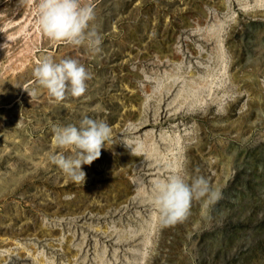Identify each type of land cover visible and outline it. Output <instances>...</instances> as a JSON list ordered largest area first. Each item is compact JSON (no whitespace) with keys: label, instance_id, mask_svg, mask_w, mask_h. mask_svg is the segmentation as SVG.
Segmentation results:
<instances>
[{"label":"rangeland","instance_id":"obj_1","mask_svg":"<svg viewBox=\"0 0 264 264\" xmlns=\"http://www.w3.org/2000/svg\"><path fill=\"white\" fill-rule=\"evenodd\" d=\"M36 3L0 0V264H264L261 0H82L95 55L44 36ZM45 56L79 60L86 93L30 97ZM84 115L114 143L78 184L49 156L52 126ZM171 174L203 176L220 198L164 225L151 189Z\"/></svg>","mask_w":264,"mask_h":264},{"label":"clouds","instance_id":"obj_2","mask_svg":"<svg viewBox=\"0 0 264 264\" xmlns=\"http://www.w3.org/2000/svg\"><path fill=\"white\" fill-rule=\"evenodd\" d=\"M95 19L94 7L82 0H37L36 23L49 40L73 47H83L92 54H99L102 39L91 23ZM6 44L3 45L5 47ZM37 87L25 89L30 97L37 95V88L57 102L67 98H79L87 91L91 76L85 66L74 58H62L56 62L45 56L33 70ZM53 141L60 150L49 160L74 183H85L83 165H91L100 158L102 148L114 143L111 126L102 120L84 115L78 124H54ZM123 146L136 153L142 146L139 140L122 138ZM207 197L208 203L220 198L203 176L191 179L181 174H171L153 181L151 203L164 225L183 222L190 214L194 200Z\"/></svg>","mask_w":264,"mask_h":264},{"label":"bare ground","instance_id":"obj_3","mask_svg":"<svg viewBox=\"0 0 264 264\" xmlns=\"http://www.w3.org/2000/svg\"><path fill=\"white\" fill-rule=\"evenodd\" d=\"M22 20V19H21ZM23 21V20H22ZM32 25V24H31ZM10 26H11V24H10ZM8 27V26H7ZM36 28V27H35ZM5 29V28H4ZM22 31V30H21ZM11 38H13V37H11ZM9 39V38H8ZM9 41V40H8ZM5 43V42H4ZM7 44V43H6ZM2 45V44H1Z\"/></svg>","mask_w":264,"mask_h":264},{"label":"snow or ice","instance_id":"obj_4","mask_svg":"<svg viewBox=\"0 0 264 264\" xmlns=\"http://www.w3.org/2000/svg\"><path fill=\"white\" fill-rule=\"evenodd\" d=\"M261 3L264 4V0H261Z\"/></svg>","mask_w":264,"mask_h":264}]
</instances>
